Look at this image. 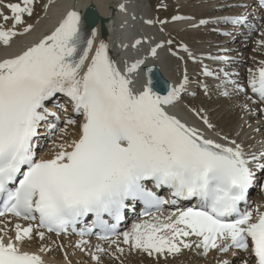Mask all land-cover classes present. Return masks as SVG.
<instances>
[{"label": "snow or ice", "instance_id": "snow-or-ice-1", "mask_svg": "<svg viewBox=\"0 0 264 264\" xmlns=\"http://www.w3.org/2000/svg\"><path fill=\"white\" fill-rule=\"evenodd\" d=\"M258 5L264 8V0H258ZM3 7L12 13L9 16L0 8L3 21L0 41L8 46L13 37L33 28L27 24L23 33L16 30L17 25L24 23L22 14H33L34 0ZM119 7L124 9L125 5ZM231 7L245 10L211 20L201 19L199 25L223 24L226 36L242 28L249 32L258 29L253 15L247 11L248 3ZM183 19L186 18L172 17L174 21ZM229 27L231 30H227ZM97 36L98 29L91 28L81 13L72 9L50 34L19 53L0 59V198L3 201L0 217L11 214L37 222L26 227L17 222L15 234L10 235L7 224L0 220L5 225L0 227V264H47L41 253L50 246L41 244L38 251H32L25 248L26 239L38 237L44 241L46 234L41 229L66 233L71 227L75 231L77 223L90 214L95 218L93 227L99 226L117 236L111 239L110 235H103L100 239L109 247L97 244L94 251L89 250L95 264H102L103 255L119 260L117 253L125 251L120 247L121 235L129 251L150 257H167L183 249H202L205 256L210 250L227 254L235 249L245 253L241 264H264V210L259 205L255 209L248 206L250 189L260 183L256 171H264V163L260 162L264 161V150L246 151L242 141L219 132L208 136L200 127L171 111L185 91L187 69L178 83L165 88L159 73L153 71L154 64L148 66L145 59L137 58L131 63L122 61L121 67L110 54L109 44L103 39L97 43ZM260 36L256 43L264 46V31ZM141 43V39H136L132 47ZM165 44L173 57L185 59L173 50L171 39L150 47L149 55L158 57L157 49ZM179 48L193 61L198 59L188 45L181 43ZM208 58L231 60L221 55ZM202 72L217 78L220 72L225 77L230 75L224 69L216 71L207 65H203ZM223 83H230L237 93H244L243 107L248 108L252 97L247 95L244 85L238 80ZM248 87L257 98L254 103L264 112V60L255 69H248ZM57 94L68 97L72 111L82 117L77 121L69 115L65 121L66 126L78 127V135L70 142L55 145L51 157L38 158L34 141L42 122L55 115L46 104ZM223 95L228 96V91ZM189 111L207 129L214 130L203 109ZM47 127L54 129L56 125L47 124ZM149 183L157 189L167 187L174 198L170 201L172 205L180 198H195L196 204L160 212L161 206L169 201L149 188ZM260 186L264 190V184ZM138 201L148 210L155 208L156 213L146 210L144 215L148 219L116 234L117 224L109 225L104 217L118 223L125 209ZM86 232H91V228L81 230L80 235ZM87 244L83 239L77 241L78 247ZM112 245L116 246L115 251H111ZM237 254L232 251L233 256ZM216 264H231V261L218 259Z\"/></svg>", "mask_w": 264, "mask_h": 264}, {"label": "bare ground", "instance_id": "bare-ground-1", "mask_svg": "<svg viewBox=\"0 0 264 264\" xmlns=\"http://www.w3.org/2000/svg\"><path fill=\"white\" fill-rule=\"evenodd\" d=\"M36 1L37 0H34V3ZM149 1L150 0H44L41 4V10L35 17H33V14L31 16H28L26 13L22 14L24 23L17 25L16 30L23 33V28L27 24H32L33 28L28 33L13 37L14 41L11 44H14L12 48L0 49V59L19 53L27 46L38 41L43 35L50 34L67 11L75 9L81 12L88 7H95L97 15L100 18H105V26L107 29L106 34L102 36L100 34L99 24L95 26L94 29H98L97 43L100 39L105 40L109 44L110 54L121 67L123 66L122 61L124 60L131 63L137 58L145 59L146 63L151 62L157 64L161 74L168 78V80L175 82L179 73L185 71L184 65L187 62L185 61L186 59L179 60L176 57L174 58L175 60H173V58L171 59L160 49H157L158 57L154 58L149 55V49L155 45L156 39L164 35L175 33L178 41L177 51L179 54L184 56V58L187 56V53L179 48V45L183 43L188 45L189 49L198 57L195 61H192L191 59L192 64L195 66V71H191V75H194L193 73L195 72L198 77L203 79L198 80V77H189L190 81L193 83L192 89H196V91L191 94V97H185L181 100L182 111L176 110L173 112L182 119L188 121L190 124L200 127L201 131L205 132L208 136H215L216 133L219 132L221 135L226 134L230 138H236L238 142L242 141L246 146V151L259 152L264 150V124L262 127L257 128L258 131L257 129L252 128L256 118L264 121V112L257 110V116H250L249 114L252 109L257 108L256 103H254L255 100L248 101L249 109L244 108L243 104L246 102L245 94L237 93L234 86L230 83H223L225 80H238L245 88H247L246 80L248 79V69H255L258 66V62L264 60V46H260L256 43V41L261 39L260 34H255L254 31L248 32V34L244 35L245 37H248V39H246L248 43H244L241 37L235 39V34L232 36L224 35L223 33L226 29L223 24L215 25L209 23L207 25H199V20L201 19L211 20L216 16L244 11L245 9L243 8L231 6L245 2L251 6V1L172 0L177 9L175 16L185 14L192 19L186 22L175 23L171 18L170 20H163L166 21L165 24H148L146 23L148 20H160ZM8 3H15V1L6 2L2 0L0 8H2L4 13L11 16L12 13L10 9L3 7L4 4ZM120 4H124L125 8L121 9L119 7ZM223 4H227L229 7L221 8L220 5ZM249 9L250 7L247 11ZM254 22L256 24H261L260 31H264V23L261 19L258 20V15L255 17ZM0 23H3V21L0 20ZM11 23L10 20L8 26H11ZM193 24L198 26L192 27L191 25ZM216 28H219L220 31H215L214 29ZM227 30H231V28L229 27ZM233 33H235V31ZM198 34H204L205 36L202 39H196ZM186 35H191L193 37L190 42H187ZM166 37H163V40H166ZM136 39H141L142 43L136 48H133L132 44ZM218 40H220L221 43L216 45ZM253 40L255 42H253ZM1 47L2 45H0V48ZM220 49H226L227 51H220ZM209 55L231 57L232 59L229 62H232L233 66H231L227 72H236L239 76L237 78L235 75L232 77L230 75L225 77L223 72L219 73V78L215 75L200 76V70L196 66L202 61H206L207 56ZM191 61H189L190 65ZM223 63L228 62L223 61ZM215 64V62L209 63L206 61L204 65L214 67ZM219 68H221V65ZM224 71H226V68ZM187 73L190 72L187 71ZM207 80L214 83L211 84L212 87H209L210 83L205 82ZM207 91L209 97H207ZM224 91H228L229 95L224 96ZM57 96H61V94H57ZM51 102L52 100L47 104H50ZM64 108L67 109L66 113H60L59 109L52 107V110L59 114V119L49 115L47 121L42 122V125L39 128L40 134L34 141L38 158L41 156L45 158L51 157L56 151L55 145L63 141L70 142L78 135V127L71 125L66 126L65 121L69 115L77 121L81 120L82 117L73 114L70 104L66 105ZM191 108L203 109V114H206L209 117L210 122L215 126L214 130L207 129V126L203 125L200 118L189 111ZM47 124L56 125L54 131L49 129ZM65 128L67 129L66 132H61V129ZM237 133H239V135H237ZM253 201L254 203L250 206L252 209H255L259 205L261 206V210H264V190L258 192ZM171 211H174V209H164L160 212L168 213ZM144 219H148V217ZM0 220L5 221V224H7V228L9 229V234L14 235V225L17 222L7 218ZM8 221H11V223H8ZM139 221L140 220L134 221L120 234L131 229L132 225ZM4 226V224H0V227ZM122 239L123 237L121 235L120 247H123L125 251L122 254L117 253L119 260L111 255H103L101 257L102 264H216L218 259H227L230 260L231 263L241 264V259L245 256V253L238 252L236 256H233L232 252L217 255V251L215 250H210L209 254L205 256L202 254V249H183L181 253L168 255L167 257H157L156 255L150 257L136 250L129 251L128 245H124ZM79 240L80 239L75 240L63 236L57 237L51 234H46L44 241H41L38 237L30 241L26 239L24 246L32 251H38L41 244L50 246L48 251L41 253L43 258L47 261V264H69V262L70 264H95L88 253L89 250L94 251L95 246L99 243L88 240L87 245L77 247L76 243ZM102 246L105 248L109 247L108 244ZM115 248L116 246L112 245L111 251H115Z\"/></svg>", "mask_w": 264, "mask_h": 264}, {"label": "rangeland", "instance_id": "rangeland-1", "mask_svg": "<svg viewBox=\"0 0 264 264\" xmlns=\"http://www.w3.org/2000/svg\"><path fill=\"white\" fill-rule=\"evenodd\" d=\"M4 1H6V2H10V1L14 2L15 1L16 3H18V2L22 3V0H4ZM43 1L44 0H41L40 2L36 1L34 3L35 5H34V9H33V12H34L33 17H35L39 13V11L41 10V4ZM168 1H169V3H168ZM173 1L172 0H150L149 2L151 3V6L155 9L157 14L160 16V18L166 19V18L172 16L175 13V11L177 10V9H175L176 6L174 5ZM156 7H158V9H156ZM204 36H205L204 34H198L196 36V39H202ZM186 38H187V40H190L193 37L191 35H186Z\"/></svg>", "mask_w": 264, "mask_h": 264}, {"label": "water", "instance_id": "water-1", "mask_svg": "<svg viewBox=\"0 0 264 264\" xmlns=\"http://www.w3.org/2000/svg\"><path fill=\"white\" fill-rule=\"evenodd\" d=\"M94 7H91V8H88L86 11H85V14H86V16L88 17L91 13L90 12H92V13H94ZM84 14V15H85ZM95 20H96V18L95 19H92V21L90 22V25H91V28L95 25ZM101 28H102V31H105V28H104V20L103 19H101ZM153 71H155V72H158L159 73V75L161 76V84H162V86L163 87H165L166 88V81H165V79L163 78V76L160 74V72H159V70H158V68L155 66L154 67V69H153Z\"/></svg>", "mask_w": 264, "mask_h": 264}]
</instances>
